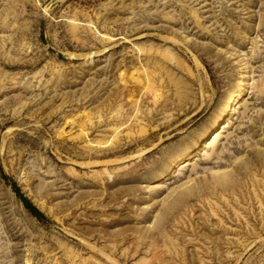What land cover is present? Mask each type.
Masks as SVG:
<instances>
[{
    "label": "rangeland",
    "instance_id": "rangeland-1",
    "mask_svg": "<svg viewBox=\"0 0 264 264\" xmlns=\"http://www.w3.org/2000/svg\"><path fill=\"white\" fill-rule=\"evenodd\" d=\"M0 264H264V0H0Z\"/></svg>",
    "mask_w": 264,
    "mask_h": 264
},
{
    "label": "trees",
    "instance_id": "trees-1",
    "mask_svg": "<svg viewBox=\"0 0 264 264\" xmlns=\"http://www.w3.org/2000/svg\"><path fill=\"white\" fill-rule=\"evenodd\" d=\"M3 177H4V175H3ZM6 178V177H5ZM15 192L17 193V194H19L18 193V191L15 189ZM19 198L21 199V201L24 203V205L27 207V209L32 213V214H34V215H36L37 214V210L25 199V198H23L21 195H19Z\"/></svg>",
    "mask_w": 264,
    "mask_h": 264
},
{
    "label": "bare ground",
    "instance_id": "bare-ground-1",
    "mask_svg": "<svg viewBox=\"0 0 264 264\" xmlns=\"http://www.w3.org/2000/svg\"><path fill=\"white\" fill-rule=\"evenodd\" d=\"M148 91H146L145 93H147ZM142 95H144L143 93H142ZM214 136H213V138H212V141L210 142V145H212V144H214L216 141H217V139H218V136L217 135H215V134H213ZM104 148V147H103ZM116 153V152H115ZM118 153V152H117ZM122 153V152H121ZM108 156V155H107ZM116 161V160H115ZM107 173V172H106ZM111 175V174H110ZM110 175H109V178H110ZM108 179V178H107ZM115 181V180H114ZM113 184V183H112ZM115 246H117V244H115L114 245V247ZM103 250V249H102ZM109 250V249H108ZM98 251V250H97ZM109 259V258H108Z\"/></svg>",
    "mask_w": 264,
    "mask_h": 264
}]
</instances>
